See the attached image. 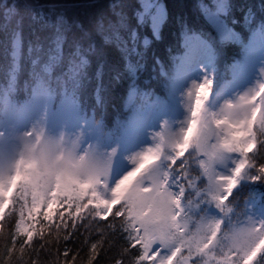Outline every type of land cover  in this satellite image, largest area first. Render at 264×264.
Instances as JSON below:
<instances>
[{"label":"snow or ice","instance_id":"6c2138e0","mask_svg":"<svg viewBox=\"0 0 264 264\" xmlns=\"http://www.w3.org/2000/svg\"><path fill=\"white\" fill-rule=\"evenodd\" d=\"M230 7L227 0L204 6L215 37L190 48L174 72L144 79L143 89L144 53L135 31L121 41L116 25L106 27L101 18L73 41L69 57L79 58L76 63L64 55L67 21L59 16L50 45L29 47L27 94L17 100L22 52L19 33L13 34L10 79L0 88V227L11 225L0 264H42L41 252L53 247L47 237L64 231L66 243L80 227L100 237L85 241L87 264H98L106 238L117 235L126 246L115 264H264V193L258 206L252 198L242 208L237 202L250 183L264 186V2L244 13L248 42L230 26L237 23ZM146 12L140 23L150 21L159 39L165 7L151 4ZM114 39L122 45L123 71L109 64L106 46ZM227 42L239 43L242 54L218 67ZM89 56L98 68V103L106 72L116 84L129 81L126 114L111 129L83 100ZM241 83L246 87L235 88L218 109L207 106L214 91ZM178 99L187 115L173 120L168 113ZM153 122L159 128L150 131ZM41 222L47 232L37 227ZM72 251L65 247L61 254L57 247L62 259L53 264H77L79 253Z\"/></svg>","mask_w":264,"mask_h":264},{"label":"trees","instance_id":"16d2710c","mask_svg":"<svg viewBox=\"0 0 264 264\" xmlns=\"http://www.w3.org/2000/svg\"><path fill=\"white\" fill-rule=\"evenodd\" d=\"M167 11L168 17L165 24L160 30V38L156 39L151 31L148 24H141L139 20L140 5L138 0H7V6H4V0H0V28L6 26L3 31H10V27L13 25L12 16L10 20L8 18L7 8L15 6V11L12 12L16 19H19L22 24L21 29V43H22V56L20 61V71L24 72L26 77L19 74L20 82L24 85L25 80L28 83L30 80V73L32 71V65L30 64V58L28 55L29 47L35 48L37 44H41L45 49L50 45L51 40L56 34V21L59 16H63L67 24L61 26V30L65 36L64 42V55L69 57L70 52H74L72 47L73 41L80 40L84 31H91L95 25L101 20L105 21L107 27L108 22L111 21L113 25H116V33L120 37L121 41H128L132 31L137 33L138 50L144 53L142 63L149 66L161 67L163 69L171 68L170 57L176 50H179V43L181 41L180 36L183 28L196 30L208 37L211 35L215 37V33L211 26L204 20L202 11L199 7L200 0H163ZM196 1H198L196 3ZM264 2V0H229L230 4V15L237 21L235 26L240 28L242 37H248L251 31L249 26L245 23L243 17L244 13L251 6L256 11V5ZM56 5L53 11L50 7ZM61 6L63 8L61 9ZM68 5H78L75 7H68ZM115 6V7H114ZM59 8V9H58ZM53 11V12H52ZM43 13V18H41ZM119 13V16L117 15ZM123 19V27L120 26V20ZM15 21V20H14ZM79 24L78 28L76 25ZM10 26V27H9ZM7 29V30H6ZM106 35L112 36V31L109 30ZM2 35L0 37V47L8 50L9 45L3 41ZM147 38L149 43L144 44V39ZM83 43V42H82ZM120 42L113 40V43L106 46L109 52V64L115 63L119 66L120 70L123 71L124 61L120 57L119 52ZM83 47L87 48V44L83 43ZM237 53V52H236ZM134 60L136 58H133ZM89 63L84 67L83 71L86 73L88 78L94 76L97 72V64L93 57H88ZM158 61V63H157ZM6 67L11 68L8 64ZM58 74V73H54ZM113 73L111 71L106 72L102 78H106L108 83H113L114 86L110 87L109 90L104 89L105 95L102 102L97 103L95 100L90 102L88 99L84 100L85 92L83 93V100L88 104L90 110L94 111L97 119H104L109 122L114 120L112 116L117 115L119 118L123 117L125 112L122 107L113 106V100L121 96L124 92L123 84L126 79L122 80L119 84H116L112 80ZM9 80L8 70L3 71L0 68V88L7 83ZM140 82L141 76H140ZM55 84V83H54ZM143 88V86L141 85ZM157 86H154V88ZM17 93H25L22 87L20 90L18 86ZM112 89V90H111ZM0 93V98H1ZM108 96V97H107ZM107 113V116H106ZM108 113L112 114L110 117ZM103 120V121H104ZM104 121V122H105ZM106 123V122H105ZM243 191H240L242 193ZM111 219V218H110ZM44 227L47 232V226L41 222L37 227ZM11 228V225H4L0 229V249H2L7 243V232ZM66 233L61 231L59 234H54L51 237H47L53 241V247L46 248L41 252L40 258L42 264H53L57 259V247L59 252L62 254L65 247L72 249L69 253L70 256L79 253L77 264H87V252L88 247L85 241L88 243L97 242L100 237L93 230L89 236L85 228L80 227L78 232L68 240L66 243L63 241V236ZM60 240V244L55 247V241ZM126 245L124 241L119 239V236L107 237L106 242L103 246L101 254L97 257L98 264H115L116 259H120V252Z\"/></svg>","mask_w":264,"mask_h":264},{"label":"bare ground","instance_id":"6f19581e","mask_svg":"<svg viewBox=\"0 0 264 264\" xmlns=\"http://www.w3.org/2000/svg\"><path fill=\"white\" fill-rule=\"evenodd\" d=\"M162 5H164L165 7V10H166V13H167V17H168V11H167V8H166V5L164 3L163 0H158ZM205 0H200L199 1V7H200V10L202 11V3L204 2ZM139 2V1H138ZM198 1H196L197 3ZM228 3H229V0H228ZM140 4V3H139ZM230 5V4H229ZM61 9L63 8V6H61ZM140 10L139 12H141V7H139ZM59 9V8H58ZM52 10L55 12L57 10H54L52 8ZM52 11V12H53ZM138 12V13H139ZM12 16V19H14L12 22L13 25L10 27V31L8 32H5L3 31L4 27L0 28V37L2 35L3 38V41L6 43V45H9V47L7 48L8 50H5L3 48L0 47V68L5 71V70H8V72H10V68L6 67L8 64L10 66H12V62H11V41H12V38H13V34L14 33H19V36H20V39H21V27H22V24H21V21L19 19H16V16H13L14 14H12V12L8 13V18L7 20H10L11 16ZM202 16L204 18V20H206L205 16H204V13L202 11ZM139 17V16H138ZM207 21V20H206ZM208 23V22H207ZM209 24V23H208ZM231 27H233V30L236 31L237 33L240 34L241 38L245 41V42H248V37H242V33H240V28H237L235 26H232L230 25ZM212 28V27H211ZM7 30V29H6ZM213 30V28H212ZM152 31V30H151ZM192 32V33H195V34H198L201 38L203 39H206L207 36H205L204 34H202L201 32L199 31H196V30H193L191 31V29H188V28H183L182 29V33H186V32ZM214 31V30H213ZM181 33V34H182ZM215 33V31H214ZM216 34V33H215ZM180 39L182 40L181 36H180ZM237 45H239V47L235 44H230V42H227V43H224L223 45H220V49H221V55L217 57V60H218V64H222L224 62H231L232 58L233 57H237L241 54L239 53H236L237 51L235 49H241V45L239 43H236ZM179 50L176 52L173 53V55L170 57V63H172V61L174 60V58L176 57L178 59V57H180L182 54H184V51H185V45L179 43ZM21 52H22V43H21ZM23 55V54H22ZM21 55V56H22ZM175 58V59H176ZM76 63H79V58L77 57H73L72 58ZM176 59V60H177ZM20 61H21V58H20ZM20 61H19V65H20ZM30 64H31V60H30ZM144 72L142 74H140L141 76V80L143 82L144 79H147L149 76H159V74L161 72H163L164 74H168L170 73L171 71V68L169 69H163L161 67H155V66H149L147 65L145 67L144 65ZM18 75H22L23 77H26L25 73L24 72H21L18 70ZM164 77L160 76L158 80H154L152 82V86H157L158 83H159V80L160 79H163ZM26 81V80H25ZM29 81V79H28ZM102 82L104 84V89H107L109 90L110 87H113L114 84L113 83H108V80L106 78H102ZM141 83V85L143 86V83ZM96 85H97V80L95 79V75L94 76H90L89 77V83H88V87L86 88V92H85V95H84V100L86 101V99H88L90 102H93L95 100V102H97L96 100ZM123 88L125 89L124 92L121 94V96H119L118 98H116L115 100H113V106L115 107H126V100H127V94H128V90H129V81L126 79V82L123 84ZM112 90V89H111ZM106 94H104V92L102 91L101 92V98L104 99ZM108 97V96H107ZM98 103V102H97ZM87 104V103H86ZM88 105V104H87ZM185 110V108H184ZM184 110H183V114H184ZM108 115L111 117L112 114L108 113ZM106 116H107V113H106ZM112 118L114 119L111 123H115L117 121V118H119L117 115H114L112 116ZM246 194V193H245ZM247 196H243V199H246Z\"/></svg>","mask_w":264,"mask_h":264},{"label":"rangeland","instance_id":"374dc122","mask_svg":"<svg viewBox=\"0 0 264 264\" xmlns=\"http://www.w3.org/2000/svg\"><path fill=\"white\" fill-rule=\"evenodd\" d=\"M138 1L140 3L139 5L141 7V12H139V16L141 14H143V15H145L146 19H147V12H146L147 6L151 5V4H156V3L161 4L158 0H138ZM227 2H228V0H227ZM215 3H216V0H205L202 3V8H201L202 11H203L204 6H208V7L212 8ZM213 10H214V8H213ZM148 11H151V9H148ZM144 24H146V23H144ZM147 24L150 27V21ZM251 35H252V32L250 31L248 34V40L251 38ZM181 38H182V40L180 41V43L185 45V51H184V54H182L180 57H178V59L176 58L177 56L175 57L177 60L174 58V60L172 61L170 73L175 71L176 65L179 63L180 59L185 56V54L189 51V49L190 48H193V49L198 48L200 40H203V38H201L198 34H195V33L189 32V31L186 33L185 32L182 33ZM230 44L237 45L236 42H230ZM237 46L239 47V45H237ZM235 50L237 51V53L242 54L241 49H235ZM220 65L221 64H218V67H220ZM17 73H18V70H17ZM247 83H251V81L249 80V81H247ZM24 85H25V88H27L26 87L27 86L26 81H25ZM53 86H54V84H53ZM237 87L242 91L244 89V87H246V83L234 85V86H232V88H229L228 90H225L224 92H221L219 90L214 91V94L211 97L210 101L208 102L207 106L212 110L218 109L226 98L233 95V92H234L235 88H237ZM21 100H22V97H21ZM137 102H139V101H137ZM184 108H185L184 105L181 104L179 102V99H178L177 102L173 105V107L170 110V112L168 113V115H170L173 120L184 118L187 115L186 108H185V110H184ZM183 110H184V114L182 113ZM153 127H154V129H150V131H155L156 130L155 128H159V123L153 122ZM173 127H176V125H173ZM109 129H111V128H109ZM148 142H150V141H148ZM124 165H125V167L128 166L126 161L124 162ZM258 186H259V188L252 190L251 192H246V194H244L245 196H247V198L244 199V201H247L250 198H252L255 200L256 205L257 206L259 205L260 200H261L260 194L264 193V186H261L259 184V182H258ZM241 190H243V189H241ZM190 191L192 192L193 195H195L194 189H192ZM238 204L242 208L244 202H240ZM240 219H243V217H240ZM0 229H1V227H0Z\"/></svg>","mask_w":264,"mask_h":264}]
</instances>
